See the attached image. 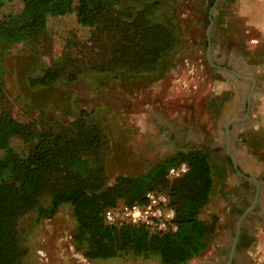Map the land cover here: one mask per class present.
I'll return each instance as SVG.
<instances>
[{
	"label": "rangeland",
	"instance_id": "rangeland-1",
	"mask_svg": "<svg viewBox=\"0 0 264 264\" xmlns=\"http://www.w3.org/2000/svg\"><path fill=\"white\" fill-rule=\"evenodd\" d=\"M211 1L163 0L157 17L174 28L178 46L170 57H163L158 70L146 68L138 73L120 67L113 72L107 67L113 56L114 25L80 22L76 7L64 16L48 14L46 30L36 41L13 45L4 57L6 91L0 94V112L38 132H71L81 110L90 112L106 136L101 152L105 186L112 185L118 175L144 173L178 150L206 149L214 186L200 216L210 222L216 215L221 232L235 230L233 210L251 186L235 178L225 128L237 118V106H244L250 94L246 83L220 70L217 61L232 62L240 72L252 71L257 83L251 114L259 116L258 105L264 98V31L252 19L264 0H214L215 6ZM134 4L135 0H121L118 8ZM22 6L21 1L5 4L0 17L18 13ZM123 36L118 40L124 42ZM130 37L136 33L132 31ZM256 65L258 72L253 71ZM50 67L60 72L57 81L30 84L31 77ZM130 68L137 69L135 64ZM249 125L236 128L244 130L236 146L247 143L262 158L264 131L262 127L252 131L254 126ZM28 151V144L19 137L0 144V157L7 153L21 157ZM260 175L264 180V172ZM50 201L51 196L45 195L40 204L48 206ZM76 234L78 222L71 204H62L51 218L40 217L39 207L31 209L18 220L21 255L15 264H162L157 254L146 257L133 249L110 258H90L85 254L86 239L75 238Z\"/></svg>",
	"mask_w": 264,
	"mask_h": 264
},
{
	"label": "trees",
	"instance_id": "trees-1",
	"mask_svg": "<svg viewBox=\"0 0 264 264\" xmlns=\"http://www.w3.org/2000/svg\"><path fill=\"white\" fill-rule=\"evenodd\" d=\"M15 1L22 2V9L0 17V94L6 91L5 55L13 45L36 41L46 30L48 14L64 16L76 7L80 22L114 25L113 56L107 65L113 72L119 67L135 73L146 68L158 70L160 62L178 46L174 28L157 17L163 0H135L132 7L123 10L118 8L121 0H78L76 6L75 0H0V7ZM132 31L136 37H130ZM120 35H124V42L118 40ZM134 64L137 71L130 68ZM60 77V72L50 67L42 75L31 77L30 84L50 85ZM89 115L82 109L71 132H38L30 124L0 112V144L7 145L19 137L29 146L21 157L12 153L0 157V264H15L21 255V215L39 207L40 217L51 218L62 204L73 206L78 222L75 238L84 236L88 243L85 254L90 258H110L133 249L146 257L157 254L162 264H184L202 254L218 221L216 215L210 222L200 216L214 186L209 152L204 148L178 150L144 173L118 175L112 185L105 186L101 152L106 136ZM183 161L189 164L188 173L169 180V168ZM152 189L170 196L177 212L176 231L161 233L144 225L111 226L104 222L107 208L119 202L142 203ZM45 195L51 196L48 206L40 204Z\"/></svg>",
	"mask_w": 264,
	"mask_h": 264
},
{
	"label": "crops",
	"instance_id": "crops-1",
	"mask_svg": "<svg viewBox=\"0 0 264 264\" xmlns=\"http://www.w3.org/2000/svg\"><path fill=\"white\" fill-rule=\"evenodd\" d=\"M262 3H264V1ZM241 8L246 10L243 11V13L247 14V8H245L244 6ZM255 9H259V14H257L254 19H252V23L254 25H257L261 31H264V5H258ZM254 70L258 72L259 65L254 68L253 71ZM241 73L245 75H253L251 70H247L246 72L241 70ZM240 82L246 83V80L239 78L238 83ZM248 98L250 99V101L252 100V98H250V95L248 96ZM261 100L263 103L261 105H258L259 116H253L251 114V109L246 113H242L241 109L243 106H237V118L230 119L225 128L227 139L226 147L230 149L229 155L233 156V158L237 161L239 167H242L248 171L253 170V172L251 171V176L256 178L261 186L260 193L258 195V198L260 199L261 209L257 210L258 205L256 203L254 209L249 212L244 218L240 231V233L245 231L249 233L252 236V243L249 246L241 247L239 246L237 241L235 252L232 255L234 239L237 233V224L241 216L246 211L245 210L244 212H240L241 214L239 215L235 213L237 215L235 230L225 229L221 232L219 219L215 228V232L208 244L207 249L199 256L187 261L184 264H264V180L260 175V171L264 172V157L260 158L257 155L256 150L252 149L251 145H246L247 143L238 147L236 146L237 139L241 136V132L244 131L243 129L236 131V128L239 129L241 126L243 128H248V126H250L249 124H252L254 126V129H251L252 131L260 127H262L264 131V98H262ZM233 122L236 124L234 128H231L230 125ZM262 151H264V149ZM238 176L241 175L238 173ZM249 216H251L252 218L250 219ZM247 223V228H245L244 226Z\"/></svg>",
	"mask_w": 264,
	"mask_h": 264
},
{
	"label": "built area",
	"instance_id": "built-area-1",
	"mask_svg": "<svg viewBox=\"0 0 264 264\" xmlns=\"http://www.w3.org/2000/svg\"><path fill=\"white\" fill-rule=\"evenodd\" d=\"M190 167L185 161L172 165L167 174L169 180L179 178L188 173ZM139 210L140 216L134 217L133 213ZM177 212L170 203L168 193L161 190H148L142 203L119 202L114 207L107 208L103 213L106 224L123 226L125 224L144 225L151 231L170 232L176 231Z\"/></svg>",
	"mask_w": 264,
	"mask_h": 264
},
{
	"label": "flooded vegetation",
	"instance_id": "flooded-vegetation-1",
	"mask_svg": "<svg viewBox=\"0 0 264 264\" xmlns=\"http://www.w3.org/2000/svg\"><path fill=\"white\" fill-rule=\"evenodd\" d=\"M217 62H218V66H225V67L240 71V69L238 70V67L236 65H234V63H232V62H229V61H217ZM236 78L239 80V77L236 76ZM246 85L249 88V94H250V92L252 90V82L246 81ZM250 109H251V101L247 97V100H246L244 106L242 107L241 111H242V113H246L247 111H250ZM235 124L236 123H234V122L231 123L230 127L234 128ZM229 160H230L231 167L234 169V173L236 175L235 176L236 180L239 179L241 182H247L251 186L250 192L248 194L243 193V196H240V201L238 200V204H237L238 206H236V208L233 210L234 213L239 215V214H241L240 212H244L245 210H247L249 207H251L253 205V200L255 201L256 196L258 194V187H257V185L255 184L254 181H252V180H250L248 178H245L243 176H238L237 170H236V168L234 166L233 156L229 155ZM240 169L246 175H248V176L252 175L251 171L245 170L242 167H240ZM260 189H261V186L259 187V193H260ZM240 195H241V193H240ZM257 205H258L257 206V210H260L261 209V205H260V199L259 198H258V201H257ZM249 217H250V219L252 218L251 216H249ZM246 225H248V223L245 224V226H244L245 228H247ZM251 243H252V236L249 233H247L245 231V232H242V233L239 234V237H238L239 246L246 247V246H249Z\"/></svg>",
	"mask_w": 264,
	"mask_h": 264
},
{
	"label": "water",
	"instance_id": "water-1",
	"mask_svg": "<svg viewBox=\"0 0 264 264\" xmlns=\"http://www.w3.org/2000/svg\"><path fill=\"white\" fill-rule=\"evenodd\" d=\"M215 5H216V2H215V4H214V6H215ZM214 6H213V7H214ZM212 24H213V19L210 18L209 29L211 28ZM247 66L250 67L249 65H246V67H247ZM218 68H219L220 70H222L223 72H229V73L234 74L235 76H237V77H239V78H241V79H244V80H246V81H250V82H252V90H251V92H250V98L253 97V93L255 92L256 83H257L255 77H253L252 75H245V74L241 73L240 71H237V70H235V69H231V68H228V67H225V66H218ZM233 162H234V166H235L237 172H238L241 176H243V177H245V178H248V179H250V180H252V181L255 182V184H256L257 187H258V194H257V196H256V200L254 201L253 205H252L251 207H249V208L244 212V214L241 216V218H240V220H239V222H238V224H237V233H236V237H235V239H234V246H233V249H232V255L234 254L235 249H236V244H237L238 237H239V234H240V231H241V226H242L243 220H244V218L246 217V215L254 209V207H255V205H256V203H257V201H258L259 187H260V184H259V182L257 181V179L254 178V177H252V176H248V175H246V174L240 169L239 165L237 164V161H236L234 158H233ZM232 255H231V257H232Z\"/></svg>",
	"mask_w": 264,
	"mask_h": 264
},
{
	"label": "clouds",
	"instance_id": "clouds-1",
	"mask_svg": "<svg viewBox=\"0 0 264 264\" xmlns=\"http://www.w3.org/2000/svg\"><path fill=\"white\" fill-rule=\"evenodd\" d=\"M133 216H134V217H138V216H140V211H139V210H136V211L133 213Z\"/></svg>",
	"mask_w": 264,
	"mask_h": 264
}]
</instances>
